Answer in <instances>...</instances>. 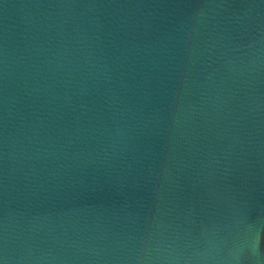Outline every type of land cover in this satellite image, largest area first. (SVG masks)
Returning <instances> with one entry per match:
<instances>
[{
    "label": "water",
    "instance_id": "obj_1",
    "mask_svg": "<svg viewBox=\"0 0 264 264\" xmlns=\"http://www.w3.org/2000/svg\"><path fill=\"white\" fill-rule=\"evenodd\" d=\"M0 264H264V0H0Z\"/></svg>",
    "mask_w": 264,
    "mask_h": 264
}]
</instances>
